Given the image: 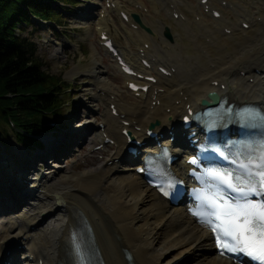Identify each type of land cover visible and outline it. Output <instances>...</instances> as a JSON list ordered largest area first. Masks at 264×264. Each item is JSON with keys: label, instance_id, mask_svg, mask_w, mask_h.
Masks as SVG:
<instances>
[{"label": "bare ground", "instance_id": "6f19581e", "mask_svg": "<svg viewBox=\"0 0 264 264\" xmlns=\"http://www.w3.org/2000/svg\"><path fill=\"white\" fill-rule=\"evenodd\" d=\"M197 1L203 13L180 2L163 0L167 14L177 15L176 21L172 16V23L182 28L183 36L177 34V38L181 40L185 36L190 51H185L186 47L177 42L168 46L161 36L163 27L156 31L145 20L151 17L149 14L139 18L150 29V35L118 9L119 14L127 16V24L137 42L147 46L142 56L136 57L119 47L121 56L138 74L145 73L156 80L154 84L140 83L149 88L146 93L139 92L140 102L136 107H126L119 95L106 89L101 83L106 71L93 65L89 77L96 85L90 99L105 106L97 132L85 136L91 125L86 119L73 128H68L67 124L62 132H56L55 125L48 126L50 135L45 134L44 139H39L40 147L31 150L30 154L22 153L21 160L10 163V158L2 156L0 261L17 264L16 251L21 247L24 260L20 264H59L70 252L69 232L74 217H78L92 228L95 247L104 264H162L164 256L171 250L177 254L164 264H170L186 253H190L192 261L200 259L195 264H234L215 254L211 236L203 226L197 225L181 207H170L145 184L142 176L135 173L136 167L124 164L132 157L126 150L129 145L123 132L138 142L146 141V132L154 122L157 123L153 131L163 135L159 139L162 145L169 144V136L165 134L171 132L175 141L186 146L188 142L183 138L186 132L179 126V118L188 110L201 108L200 102L207 100L210 92L226 96L236 104L252 103L264 108V0H260L262 10H257V18L249 12L240 15L241 23L248 25V30L255 28V37L245 39L236 38L238 26L235 23L226 22L222 15L219 19L210 15L215 10L209 0L204 6ZM206 10L215 23H220L219 26L210 28L204 24ZM101 13L97 20L99 26L104 25L107 16L106 10ZM151 14L159 17L160 12L154 8ZM103 31L104 28H100L99 36L105 35ZM218 35L225 36L226 41L230 40V44L237 47L226 50ZM201 37L208 38L207 42L200 41ZM59 52L54 51L52 57L58 58ZM143 60L148 62V68L141 64ZM113 62L111 68L127 86L131 78ZM160 68L169 75H162L158 71ZM75 74L72 71L68 76L73 78ZM111 105L116 115H112ZM78 127L80 129L75 130ZM105 139L113 142V154L107 151L111 147L105 150ZM80 141L88 142L91 149L102 145L101 166L79 176L72 172L56 177L60 171L57 163L70 157L72 148ZM45 159H52L54 163L48 166ZM43 163L48 173H37V178L26 184L30 173L36 172V165ZM118 165H122L121 168ZM173 168L182 171L186 167L182 162ZM124 250L131 260L124 257ZM69 261L74 264L71 256Z\"/></svg>", "mask_w": 264, "mask_h": 264}, {"label": "rangeland", "instance_id": "374dc122", "mask_svg": "<svg viewBox=\"0 0 264 264\" xmlns=\"http://www.w3.org/2000/svg\"><path fill=\"white\" fill-rule=\"evenodd\" d=\"M106 1L107 0H75L74 5L68 6L67 9L62 8L60 3L54 4L53 7L58 9L61 13V25L51 22L50 24H45L37 21L33 22V27L26 28V31L22 33L23 36L30 37L36 44L37 56L44 64L43 70L51 76L60 78L65 84L61 87V95L59 96L61 111L52 118L50 117L48 123L43 125L42 133L44 135L42 134V136L38 138L40 140L44 139L47 134L50 135L51 131L47 129V126L50 123L55 125L54 130L56 132H62L67 128V124L69 125L68 128H73L76 123L82 124L86 119L91 122V125L86 131L85 136L87 137L90 133L97 132L102 119V111L105 109V106L90 99L92 98L95 89L94 86L96 85V81L89 77L93 65H96L97 68L98 66L103 67L106 72H104L102 79L106 82L102 80V85L105 84L104 87L106 86V89L114 91L115 94L119 95L120 99L124 101L126 107H136L140 102L138 97L130 94L125 89V82L116 70L111 68V65L114 63L113 59L105 53L100 45L99 30L103 27L104 32L108 34L118 47L127 50L126 53H132V55L136 57L140 52L143 53L147 50L141 43L137 42L136 37L132 35L129 24L122 21L118 14V9L126 12L127 15L134 13L138 16L146 17L149 14L151 17H146L145 20L154 30L157 31L161 26L163 28H168L171 35L170 41L165 39L161 34L168 46L177 42L186 47L185 51H190L186 44L188 39H186L185 36L184 38L181 37L184 40L177 38V34L183 36L182 28L175 23H172L171 18L173 15L167 14L165 9H163V0H109L112 4L108 3L107 5ZM171 1L173 3L180 2L196 12L201 13L202 11L203 13L202 7L198 6L197 0ZM209 1L212 6H214L213 8L220 12L226 22H233L238 26L235 31L236 38L241 37V39H245L246 37H255V28L248 30L241 27L242 19L240 15L241 13L249 12L254 18H257V10H262L260 0ZM221 1H224L227 6H222L220 4ZM133 2L138 4L135 5ZM141 4L145 6V8ZM108 5L110 8L107 9V16L104 25L99 26L97 20H100V14L102 16L101 10L102 8L105 9ZM154 8L158 9V12H160L159 17L151 14ZM204 14L207 15L204 18V24L209 25L210 28L219 26L220 23H215L216 21H213L208 13ZM81 15L85 16V18H81ZM174 20L176 21L175 18ZM218 37L220 38V41H222L221 44L226 47V50L231 51L237 47L234 43L230 44V40L226 41L225 36L218 35ZM207 40L208 38L203 37L200 39V41L206 42ZM58 50L60 51L57 55L58 58H53L52 54L54 51ZM72 71L73 74H76L73 78H69L68 74ZM81 104L83 106H81ZM69 119L70 122H67ZM154 124H156V122H154ZM10 125L11 124L7 123L6 131H3L5 128L0 125V163L2 161V156L10 158V163H13L14 160L19 161L22 159V153L30 154L31 152V150H27L16 141L14 136V132L17 131L16 127ZM86 139L89 140L88 138ZM107 147H111L109 150L105 149L108 151V154L111 152L113 154L115 147L112 144H107ZM90 150L93 152L90 153ZM102 159L103 156L101 149H91V145L88 142L80 141L76 147L72 148L70 157L62 158L57 163L60 171L56 174V177L61 174L63 175L64 173L69 175L72 172L76 175H80L87 170L98 169L101 166ZM45 160V163H47L48 166H51L54 163L52 159ZM183 160L184 159L182 158L179 159L176 164L182 163ZM45 163H43L41 167L37 164L35 167L36 172L31 173L28 178L36 179L37 176L35 174L37 173L47 174L48 170H46L47 167H45ZM121 166L122 165H118L119 168H121ZM162 235L163 234L158 237L160 241L162 240ZM176 254L175 250L169 251L168 254L164 256L162 264L174 258ZM211 255L213 256V254H210V256ZM190 259V253H186L171 261L172 263L170 262V264H195L200 260L195 259L192 261V259ZM16 260H18L17 264H20L21 250L16 252Z\"/></svg>", "mask_w": 264, "mask_h": 264}, {"label": "trees", "instance_id": "16d2710c", "mask_svg": "<svg viewBox=\"0 0 264 264\" xmlns=\"http://www.w3.org/2000/svg\"><path fill=\"white\" fill-rule=\"evenodd\" d=\"M57 3L67 9L75 0H0V125L6 131L12 122L28 150L40 147L43 125L61 111L65 84L43 70L36 44L22 33L37 21L61 25Z\"/></svg>", "mask_w": 264, "mask_h": 264}, {"label": "snow or ice", "instance_id": "6c2138e0", "mask_svg": "<svg viewBox=\"0 0 264 264\" xmlns=\"http://www.w3.org/2000/svg\"><path fill=\"white\" fill-rule=\"evenodd\" d=\"M236 115L264 121V114L252 109ZM220 155L224 157L223 152ZM190 162L195 164L196 160ZM231 163V169H210L204 174L211 183L194 190L197 211L193 215L211 229L220 255H244L254 264H264V141L254 150L249 146L247 155L238 154ZM171 186L169 182L167 187ZM160 190L165 196L169 194L163 186ZM254 196L257 198L252 199ZM72 239L76 264H86L87 257L75 235Z\"/></svg>", "mask_w": 264, "mask_h": 264}, {"label": "water", "instance_id": "95a60500", "mask_svg": "<svg viewBox=\"0 0 264 264\" xmlns=\"http://www.w3.org/2000/svg\"><path fill=\"white\" fill-rule=\"evenodd\" d=\"M131 17H132V19H133V21L135 22V23H137L144 31H146L147 33H150V30L148 29V28H146L142 23H141V21H140V18H139V16L138 15H136V14H131ZM45 24H50V23H45ZM164 37L167 39V40H171V36H170V34H169V31H168V29L167 28H165V30H164ZM208 99L210 100V102H208L207 100H203L202 102H201V104H202V106H204V107H209V106H213V105H216L217 104V102H218V97L216 96V94H209L208 95ZM154 126L153 125H151L150 126V129H152Z\"/></svg>", "mask_w": 264, "mask_h": 264}]
</instances>
